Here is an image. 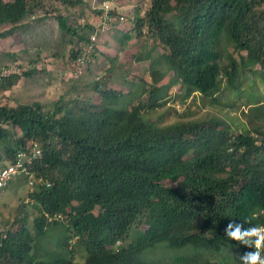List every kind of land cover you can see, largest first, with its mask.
<instances>
[{
	"label": "trees",
	"instance_id": "16d2710c",
	"mask_svg": "<svg viewBox=\"0 0 264 264\" xmlns=\"http://www.w3.org/2000/svg\"><path fill=\"white\" fill-rule=\"evenodd\" d=\"M43 1L0 0V26L10 25L0 37L23 26L26 16L35 19ZM142 12L131 32L138 38L146 28L156 40L165 71L176 75L185 97L193 92L213 97L222 86H234L239 62L234 57L221 62L216 47L222 35L245 52L244 65L248 61L264 70V0H148ZM55 16L62 32L79 40L71 53L73 66L94 26L78 32L81 26ZM97 50L94 43L92 59ZM156 60H150L147 88L133 91L136 103L129 108L77 102L74 109L60 99L48 110L38 102L0 105V158L13 162L16 151L31 140L42 151L27 165L34 176L28 184L35 187L30 193L37 209L33 230L25 225V215L17 227H0V264H147L143 251L160 244L178 250L219 252L229 245L242 254L255 251L228 239L225 228L229 223L264 225V105L251 111L259 120L253 131L232 134L217 122L202 121L160 127L141 113L163 95ZM34 65L22 76L37 72ZM20 77L4 78L0 89L11 88ZM104 84H94L102 99L121 95ZM63 215L85 245V260L36 258L35 239L63 223L56 218ZM133 229L138 241L116 247Z\"/></svg>",
	"mask_w": 264,
	"mask_h": 264
},
{
	"label": "rangeland",
	"instance_id": "374dc122",
	"mask_svg": "<svg viewBox=\"0 0 264 264\" xmlns=\"http://www.w3.org/2000/svg\"><path fill=\"white\" fill-rule=\"evenodd\" d=\"M102 1L111 5L113 16L122 14L125 18L123 21L111 22L110 29L98 35V50L93 60L80 75L73 76L71 53L79 40L62 32L55 15H65L67 23L74 28L81 26L77 28L78 32L87 31L98 21L96 16ZM147 3L148 0H80L76 4H69L61 0H44L43 8L35 12V19L26 16L23 26L0 37V67L19 63L28 69L32 64L38 68L33 75L21 76L9 88L10 91L0 90V105L38 102L43 110H48L60 99V104L74 109L77 102L129 108L132 103H136L133 91L147 88L146 84L151 80L150 60L156 58L155 76L158 77L157 84L162 88L163 95L158 105L143 107L141 113L145 118L160 127L202 121L217 122L220 127H227L232 134L253 131L259 120L251 111L255 106L264 105V70L248 61L244 65L241 59L245 52L236 51L222 35L216 47L221 54V62L226 64L231 57L239 62L240 70L234 86H222L213 97L201 96L198 92L185 97L176 75L165 71L168 66L160 59L163 50L156 40L148 35L146 28L138 38L131 32L134 17L142 15ZM9 27L8 24L1 25L0 32L7 31ZM122 33L133 37L121 39ZM137 56L143 59L137 60ZM111 58L114 60L111 61ZM161 72L165 74L160 77ZM95 82L105 83L108 88L120 91L121 95L110 100L102 99L94 90ZM141 97L147 98L146 94ZM16 131L19 133L18 129ZM5 163L7 161L0 158V168ZM34 188L21 175L14 176L3 188L0 192L1 229L9 224L19 226V216L25 215V225L30 231L33 230L37 209L32 204L30 193ZM58 219L63 223L49 226L44 235L35 239L36 258L63 256L74 261L85 260L87 253L83 241L66 225L65 215ZM137 233L138 230H131L126 241L119 242L116 247L138 241ZM238 254L242 255L229 245L214 252L190 247L171 249L160 244L145 249L141 259L147 264H238Z\"/></svg>",
	"mask_w": 264,
	"mask_h": 264
},
{
	"label": "built area",
	"instance_id": "2783aa9c",
	"mask_svg": "<svg viewBox=\"0 0 264 264\" xmlns=\"http://www.w3.org/2000/svg\"><path fill=\"white\" fill-rule=\"evenodd\" d=\"M99 14L96 16L98 21L94 23V31L90 36V40L86 42L82 47V53L78 56L73 63V76H78L82 72L83 68H87L91 62V53L93 50L94 43L97 42L98 35L106 32L110 26L111 22L114 20L111 10L112 7L107 1H102L99 4ZM119 20L123 21L124 16L121 15ZM27 68L21 65L11 63L7 66L0 67V83L4 78L11 75H22ZM1 90V89H0ZM42 154L41 148L37 140H31L26 149H21L16 151V157L13 162L6 163L3 167L0 168V192L7 185L14 176L21 175L26 177L28 184H33V173L28 171V164H31L33 160L38 159ZM42 183V178L37 179ZM46 186H49L50 183L46 182Z\"/></svg>",
	"mask_w": 264,
	"mask_h": 264
},
{
	"label": "clouds",
	"instance_id": "9594fccd",
	"mask_svg": "<svg viewBox=\"0 0 264 264\" xmlns=\"http://www.w3.org/2000/svg\"><path fill=\"white\" fill-rule=\"evenodd\" d=\"M119 17L113 16L112 22L119 20ZM95 43L97 44V42ZM56 218L61 217L56 216ZM225 235L230 240L238 241L242 245L255 249V251L244 252L242 255L238 254V264H264V254H262L264 253V225H250L245 228L243 224L229 223L225 228Z\"/></svg>",
	"mask_w": 264,
	"mask_h": 264
},
{
	"label": "crops",
	"instance_id": "0c3cea01",
	"mask_svg": "<svg viewBox=\"0 0 264 264\" xmlns=\"http://www.w3.org/2000/svg\"><path fill=\"white\" fill-rule=\"evenodd\" d=\"M4 66H5V65H4ZM6 66H7V65H6ZM19 80H20V78H19ZM19 80H18V81H19ZM3 91H4V92H7V91H10V90H9V89H6V90H3ZM9 106H10V105H9Z\"/></svg>",
	"mask_w": 264,
	"mask_h": 264
}]
</instances>
